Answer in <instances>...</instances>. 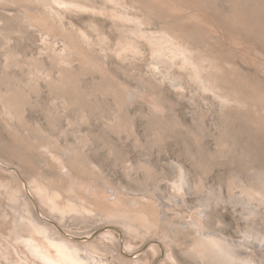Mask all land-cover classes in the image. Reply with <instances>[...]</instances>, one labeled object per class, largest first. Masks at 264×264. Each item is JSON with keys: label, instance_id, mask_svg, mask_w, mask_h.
<instances>
[{"label": "rangeland", "instance_id": "374dc122", "mask_svg": "<svg viewBox=\"0 0 264 264\" xmlns=\"http://www.w3.org/2000/svg\"><path fill=\"white\" fill-rule=\"evenodd\" d=\"M259 243L264 0H0V264Z\"/></svg>", "mask_w": 264, "mask_h": 264}, {"label": "bare ground", "instance_id": "6f19581e", "mask_svg": "<svg viewBox=\"0 0 264 264\" xmlns=\"http://www.w3.org/2000/svg\"><path fill=\"white\" fill-rule=\"evenodd\" d=\"M124 219V218H123ZM130 220V219H129ZM141 221V220H140ZM232 243V242H231ZM235 242H233V244H234ZM239 244V243H238ZM249 244V243H248ZM225 246V245H224ZM251 247L253 248V250H247L246 251V253H245V255L243 256V257H248V256H250L251 255V258H255L256 260H261V263L260 264H264V258H258L256 255H255V253L254 252H257V254L258 255H261V254H263L264 253V249L262 248V245H261V243H259L258 244V247H256V246H253V245H251ZM34 248H35V246H34ZM38 249V248H37ZM246 249H249V248H246ZM263 252V253H262ZM195 254L196 255H198V256H201L202 258L204 257L203 256V252L201 251V250H199V249H197V250H195ZM247 259V258H246ZM246 263H248V264H255V263H253L252 261H251V259H248V260H246L245 261Z\"/></svg>", "mask_w": 264, "mask_h": 264}]
</instances>
